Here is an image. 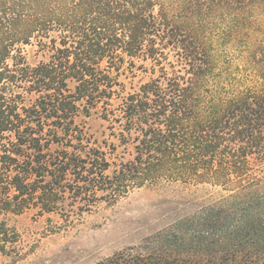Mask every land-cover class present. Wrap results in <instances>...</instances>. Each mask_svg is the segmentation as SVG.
Here are the masks:
<instances>
[{
    "label": "trees",
    "instance_id": "trees-1",
    "mask_svg": "<svg viewBox=\"0 0 264 264\" xmlns=\"http://www.w3.org/2000/svg\"><path fill=\"white\" fill-rule=\"evenodd\" d=\"M217 35L264 58V0H0V256L18 253L9 215H81L130 184L207 178L227 194L97 264H264V90L207 105ZM31 39L48 62L26 63ZM134 59L159 75L122 96ZM99 104L135 146L112 176L75 122Z\"/></svg>",
    "mask_w": 264,
    "mask_h": 264
},
{
    "label": "rangeland",
    "instance_id": "rangeland-1",
    "mask_svg": "<svg viewBox=\"0 0 264 264\" xmlns=\"http://www.w3.org/2000/svg\"><path fill=\"white\" fill-rule=\"evenodd\" d=\"M207 43L211 46L212 69L200 82V93L207 105H218L220 100L246 91L264 90L263 57L249 56L242 40L227 41L217 35ZM21 52L30 66L48 62L52 54L51 49H41L37 39L22 46ZM173 60L169 56L168 61ZM132 63L131 72L122 70L117 76L122 96L137 91L141 84L159 75L152 71L150 61L134 59ZM69 86L73 88L72 83ZM117 104L114 97L109 110ZM103 116V105L99 104L88 115L80 114L75 122L83 130L89 147L105 154L110 163L106 174L112 176L120 163L134 160L135 146L123 144L117 124ZM217 184L207 178L186 182L159 179L155 184H130L127 193L114 202L98 201L81 215H40L34 209L18 216L9 215L7 224L20 238L18 253L0 256V264H97L219 200L227 191Z\"/></svg>",
    "mask_w": 264,
    "mask_h": 264
}]
</instances>
